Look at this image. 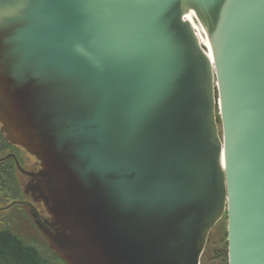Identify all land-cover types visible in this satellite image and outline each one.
Returning <instances> with one entry per match:
<instances>
[{"label": "water", "instance_id": "obj_1", "mask_svg": "<svg viewBox=\"0 0 264 264\" xmlns=\"http://www.w3.org/2000/svg\"><path fill=\"white\" fill-rule=\"evenodd\" d=\"M0 132L63 264H264V0H0Z\"/></svg>", "mask_w": 264, "mask_h": 264}, {"label": "trees", "instance_id": "obj_2", "mask_svg": "<svg viewBox=\"0 0 264 264\" xmlns=\"http://www.w3.org/2000/svg\"><path fill=\"white\" fill-rule=\"evenodd\" d=\"M16 148L20 149L15 146L8 145L0 135V154L4 150H10ZM6 156L7 155L0 157V202H1L0 208L3 206H7L13 202L22 201L24 199L22 191L20 190L19 185L17 183L19 175L17 174L14 161L11 158L4 159L6 158ZM21 196L23 199H18L21 198ZM13 207L20 208L27 214V212L23 209V207L19 206L18 204H14L12 207L6 210H1L0 214H6ZM28 218L30 219L29 216ZM9 222H12V220L8 217L3 216V218L0 219V264H63L49 250L46 242L41 237L35 226H32V229L36 232L40 241L43 243L42 246L44 248L43 252L40 251L36 247V245H33L29 241L24 240L21 236L15 234L12 231ZM213 230L209 234L208 244L201 257L202 263L208 260L210 252L212 251L211 249H209L210 247L209 241L211 239V236L213 235ZM226 239L227 236L225 234V244L222 247V249L225 251H221L222 249L220 248V250L216 249L213 252L216 257H221L225 264H227Z\"/></svg>", "mask_w": 264, "mask_h": 264}, {"label": "rangeland", "instance_id": "obj_3", "mask_svg": "<svg viewBox=\"0 0 264 264\" xmlns=\"http://www.w3.org/2000/svg\"><path fill=\"white\" fill-rule=\"evenodd\" d=\"M218 123H219V120H218ZM0 135L2 136V139L4 140L3 134L1 132H0ZM4 155L13 156L18 162L19 166L23 170H27V171L29 170L31 163L29 162L27 163L25 161V156H28V157L30 156L27 155L24 151H21L20 149H17V148L10 149V150H4L1 152L0 157ZM30 158L32 161H36L32 157ZM11 159L13 160L12 157ZM17 174L19 175L17 183L19 185L20 190L22 191V184L26 182L27 177L24 175H20L18 171H17ZM18 199H23V198L21 196V198H18ZM0 206H1V202H0ZM3 216L8 217L12 220V222H9V225L15 234L21 236L24 240L29 241L33 245H36V247L40 251L42 252L44 251V248L42 247L43 243L40 241L36 232L32 229V226L34 225L32 224L31 220L28 218L27 214L22 209L13 207L6 214H0V219L3 218ZM225 234H226V220L222 219L217 224L216 228H214L213 235L211 236V239L209 241L210 242L209 249H211L212 251L210 252L208 260L202 263V259H201L200 264H225L221 257H216L213 253L214 250L216 249L220 250V248L222 249V247L224 246ZM38 245L41 247H39ZM221 251H225V250L222 249Z\"/></svg>", "mask_w": 264, "mask_h": 264}, {"label": "bare ground", "instance_id": "obj_4", "mask_svg": "<svg viewBox=\"0 0 264 264\" xmlns=\"http://www.w3.org/2000/svg\"><path fill=\"white\" fill-rule=\"evenodd\" d=\"M184 19L188 20L191 23L192 28L200 42V45L204 47L207 52H209L210 48L201 25L197 22V20H195V18L191 14L184 15Z\"/></svg>", "mask_w": 264, "mask_h": 264}, {"label": "flooded vegetation", "instance_id": "obj_5", "mask_svg": "<svg viewBox=\"0 0 264 264\" xmlns=\"http://www.w3.org/2000/svg\"><path fill=\"white\" fill-rule=\"evenodd\" d=\"M25 161H26L27 163H28V162L31 163V166H30L29 170H28V171L25 170V171H27V172H32V171H36V170H38V168H39V164H38L36 161H32L31 158L28 157V156H25ZM26 201L30 202L29 199H26ZM32 205H33V204H32ZM33 206H34L35 209L38 211V214H39L40 218H41L42 220L45 219V218H46V215H45V213H44L42 207H41L40 205H33ZM29 209H30V208H29ZM29 209H28V210H29Z\"/></svg>", "mask_w": 264, "mask_h": 264}]
</instances>
